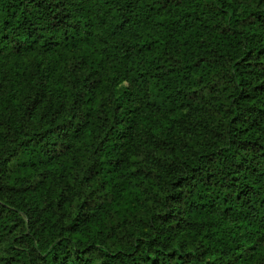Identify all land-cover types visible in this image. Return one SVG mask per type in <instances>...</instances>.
<instances>
[{"label": "trees", "instance_id": "16d2710c", "mask_svg": "<svg viewBox=\"0 0 264 264\" xmlns=\"http://www.w3.org/2000/svg\"><path fill=\"white\" fill-rule=\"evenodd\" d=\"M19 263L264 264V9L0 0V264Z\"/></svg>", "mask_w": 264, "mask_h": 264}, {"label": "rangeland", "instance_id": "374dc122", "mask_svg": "<svg viewBox=\"0 0 264 264\" xmlns=\"http://www.w3.org/2000/svg\"><path fill=\"white\" fill-rule=\"evenodd\" d=\"M243 1V3L245 4V5H249V4H252V5H258V6H260V8L261 9H264V0H242ZM147 132H151L149 129H147L146 130ZM152 132H156V130H152ZM158 139H157V145H158ZM154 203H157L156 201L154 202ZM21 228H23V226L22 227H20V229ZM20 264V263H19Z\"/></svg>", "mask_w": 264, "mask_h": 264}]
</instances>
